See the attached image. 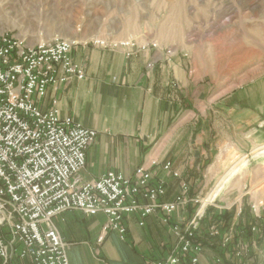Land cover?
Masks as SVG:
<instances>
[{"label": "rangeland", "instance_id": "obj_1", "mask_svg": "<svg viewBox=\"0 0 264 264\" xmlns=\"http://www.w3.org/2000/svg\"><path fill=\"white\" fill-rule=\"evenodd\" d=\"M0 31L32 43L56 36L77 45L96 39L135 42L146 48L137 47L130 55L121 48L129 57L153 50L146 64L150 70L161 61L180 58L190 81L188 108L196 113L192 138H205L201 147L216 153L200 163L206 177L192 180L189 175L182 181L189 185L192 200L186 225L196 217L200 224L194 230L201 235L212 214L234 212L226 229L222 216L211 223L218 224L221 237L229 238L227 244L244 245L236 233L247 230L236 222L257 224L255 230L248 225L251 235L257 236L256 242L263 237L264 0H0ZM170 83L184 89L177 79ZM218 94L222 97L213 100ZM205 106L204 122L199 111ZM210 170L212 177L207 175ZM198 177L199 188L191 195Z\"/></svg>", "mask_w": 264, "mask_h": 264}, {"label": "built area", "instance_id": "obj_2", "mask_svg": "<svg viewBox=\"0 0 264 264\" xmlns=\"http://www.w3.org/2000/svg\"><path fill=\"white\" fill-rule=\"evenodd\" d=\"M90 43L124 47L128 55L137 47L146 48L131 41L96 39ZM77 44L60 36L32 43L0 31V264H70L68 242L53 222L56 215L68 210L104 213L103 230H116L125 239L126 216L139 214L143 224L159 209L169 221L179 206L192 201L186 182L173 201L164 200L166 181L143 165L128 177L117 171L89 180L83 177L87 150L98 133L72 117H60L56 95L47 103L52 89L57 92L69 80L86 76L85 67L73 58ZM170 167V162L164 165ZM186 223L187 219L171 226L176 239L168 253L148 264H201L199 256L205 245L199 237L219 235L218 224L199 235L194 230L200 224L196 217L188 226ZM249 225L252 230L257 227ZM228 239L223 238L221 249L230 244ZM248 251L245 246L234 249L236 264H248ZM226 252L213 255L208 264L232 260L233 255Z\"/></svg>", "mask_w": 264, "mask_h": 264}, {"label": "crops", "instance_id": "obj_3", "mask_svg": "<svg viewBox=\"0 0 264 264\" xmlns=\"http://www.w3.org/2000/svg\"><path fill=\"white\" fill-rule=\"evenodd\" d=\"M152 53L150 49L129 57L121 47L76 45L73 57L85 67L86 76L69 80L57 92L52 89L47 103L50 96L56 95L60 117H72L97 131L95 143L87 150L86 166L82 170L85 179L99 177L108 171L128 177L143 165L166 181L164 200L173 201L184 178L189 175L192 180L197 175L206 177L200 163H206L207 158L216 153L213 155L212 147H201L205 138H192L190 125L196 113L188 108L190 81L184 62L175 57L168 63L159 62L150 70L146 64ZM172 79L180 81L184 89L173 88ZM221 95L213 100H219ZM207 109L205 106L199 111L204 122ZM166 162L172 163L169 169L164 168ZM211 171L207 172L210 177ZM175 172L179 175L175 176ZM198 180L199 177L191 185V195L199 188ZM188 212V205L179 207L169 216V221H165V214L157 209L143 224L139 214L128 215L124 220L128 229L125 239L116 230H103L107 216L102 212L86 215L72 209L56 215L53 222L68 242L70 264H148L151 259L168 253L170 243L176 239L171 226L185 220ZM249 223L236 222L239 229L246 230ZM219 236L211 239L209 234L204 236L211 246L205 245L201 264H208L213 255L224 256L225 251L233 257L225 259L231 261L224 264H236L234 249L238 245L230 242L221 249V241L214 242ZM254 237L257 236L243 232L236 238H242L243 246L250 251L246 257L248 264H264V234L258 242Z\"/></svg>", "mask_w": 264, "mask_h": 264}, {"label": "trees", "instance_id": "obj_4", "mask_svg": "<svg viewBox=\"0 0 264 264\" xmlns=\"http://www.w3.org/2000/svg\"><path fill=\"white\" fill-rule=\"evenodd\" d=\"M191 208V207H190ZM233 215H234V212H227V211H225V212H221V213H218V212H216V213H214V214H212L211 215V221H210V224H208V226H210L211 225V223H212V220L213 219H217V218H221V216H222V218L226 221V227L225 228H223V229H226L227 227H228V225H227V223L232 219V217H233ZM207 226V227H208ZM205 229V228H204ZM207 230V229H206ZM206 232V231H205ZM205 232H204V235H205ZM247 234L248 235H251V231H250V227L248 226L247 227ZM199 238H201L202 240H203V243H204V245H207V246H211V243L210 242H208V240L207 239H205V237L204 236H200ZM210 239H211V237H209ZM218 239L216 240V241H214V242H217V241H219V239H221V237H217Z\"/></svg>", "mask_w": 264, "mask_h": 264}]
</instances>
